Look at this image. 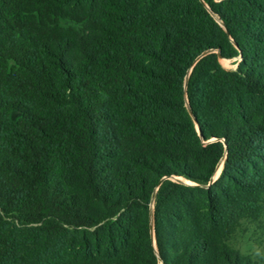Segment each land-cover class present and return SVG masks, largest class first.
<instances>
[{
    "label": "trees",
    "instance_id": "obj_1",
    "mask_svg": "<svg viewBox=\"0 0 264 264\" xmlns=\"http://www.w3.org/2000/svg\"><path fill=\"white\" fill-rule=\"evenodd\" d=\"M159 257L264 264V0H0V264Z\"/></svg>",
    "mask_w": 264,
    "mask_h": 264
},
{
    "label": "rangeland",
    "instance_id": "obj_2",
    "mask_svg": "<svg viewBox=\"0 0 264 264\" xmlns=\"http://www.w3.org/2000/svg\"><path fill=\"white\" fill-rule=\"evenodd\" d=\"M230 60V61H229ZM229 60H221L220 62H221V64L226 68V69H229V70H236V68H237V63H235V61H236V59H229ZM220 166H221V164H220ZM219 166V167H220ZM219 167H218V169H219ZM218 169H217V171H218ZM217 171H216V174L215 175H217ZM221 171H222V168L220 169V171H219V174H218V177H219V175H220V173H221ZM184 181V180H183ZM247 240L248 239H245V240H243V241H241L240 242V245L242 246V249H243V251H249V249L251 250L252 248H251V246H252V244L251 243H247ZM239 245V246H240Z\"/></svg>",
    "mask_w": 264,
    "mask_h": 264
},
{
    "label": "water",
    "instance_id": "obj_3",
    "mask_svg": "<svg viewBox=\"0 0 264 264\" xmlns=\"http://www.w3.org/2000/svg\"><path fill=\"white\" fill-rule=\"evenodd\" d=\"M211 14L217 19V21H219L218 18H217V16L213 12H211ZM219 58H220V61L223 60V59H225L221 55H219ZM238 61H241V58H239ZM237 66H238V64H237ZM221 165H222V168H223V166H224V160L221 162ZM217 178H218V175H214L211 183H214L217 180ZM153 209H154V206L152 204V213H151L150 228H151V234H152L153 244L156 247V240H155V234H154ZM159 260L161 261V264H163V261L161 260L160 257H159Z\"/></svg>",
    "mask_w": 264,
    "mask_h": 264
},
{
    "label": "bare ground",
    "instance_id": "obj_4",
    "mask_svg": "<svg viewBox=\"0 0 264 264\" xmlns=\"http://www.w3.org/2000/svg\"><path fill=\"white\" fill-rule=\"evenodd\" d=\"M226 60V59H223V61Z\"/></svg>",
    "mask_w": 264,
    "mask_h": 264
}]
</instances>
